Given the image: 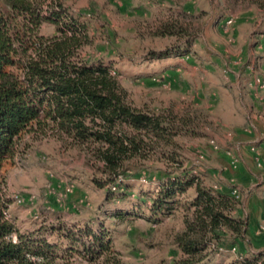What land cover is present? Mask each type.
Here are the masks:
<instances>
[{"label": "rangeland", "instance_id": "obj_1", "mask_svg": "<svg viewBox=\"0 0 264 264\" xmlns=\"http://www.w3.org/2000/svg\"><path fill=\"white\" fill-rule=\"evenodd\" d=\"M61 1L89 24L92 44L83 57L118 71L131 104L189 114L194 123L175 134L167 149L177 163L155 148L148 159L128 163L116 188H98L93 179L104 177L97 161L66 140L29 139L26 154L6 168L9 220L23 234L43 229L62 249L68 242L54 230L104 225L126 263L175 264L181 252L171 237L183 226L182 211L158 223L149 206L168 174L193 175L208 187L238 191L239 215L248 222L239 250L248 252L250 239L259 253L264 248V10L245 0ZM164 28L174 32L161 35ZM41 32L50 36L56 29L45 24ZM192 197L193 190L180 200L189 203ZM231 242V236L223 239L214 261L229 264L239 255Z\"/></svg>", "mask_w": 264, "mask_h": 264}, {"label": "trees", "instance_id": "obj_2", "mask_svg": "<svg viewBox=\"0 0 264 264\" xmlns=\"http://www.w3.org/2000/svg\"><path fill=\"white\" fill-rule=\"evenodd\" d=\"M245 1L264 10V0ZM45 24L53 25L55 34L44 35ZM172 32L164 28L161 35ZM90 33L88 22L61 0H0V264H129L104 225L54 230L68 242L62 249L43 229L23 234L9 220L6 168L26 154L31 140H66L97 161L104 177L93 179L98 188H116L128 163L148 159L155 148L177 163L167 149L175 134L194 123L189 114L155 113L131 104L118 71L83 57L92 44ZM191 190L193 197L183 204L180 199ZM241 209L233 191L174 173L162 179L149 206L158 223L182 211L183 226L171 237L181 252L175 264H226L213 258L227 236L239 252L229 264H264V252L239 250L248 231Z\"/></svg>", "mask_w": 264, "mask_h": 264}, {"label": "crops", "instance_id": "obj_3", "mask_svg": "<svg viewBox=\"0 0 264 264\" xmlns=\"http://www.w3.org/2000/svg\"><path fill=\"white\" fill-rule=\"evenodd\" d=\"M245 206V205H244ZM254 223H253V221L251 220V223H249V234H250V232L254 229V225H253ZM263 238H264V236H263ZM264 241V240H263ZM251 243H252V241L249 239V250H250V252L251 253H256V251H254V249H253V243H252V246H251ZM258 252H262V251H264V248H259V250H257Z\"/></svg>", "mask_w": 264, "mask_h": 264}, {"label": "built area", "instance_id": "obj_4", "mask_svg": "<svg viewBox=\"0 0 264 264\" xmlns=\"http://www.w3.org/2000/svg\"><path fill=\"white\" fill-rule=\"evenodd\" d=\"M233 194H234L235 196H237V198H240V195H239V193H238L237 190H234V191H233ZM263 233H264V231H263Z\"/></svg>", "mask_w": 264, "mask_h": 264}]
</instances>
